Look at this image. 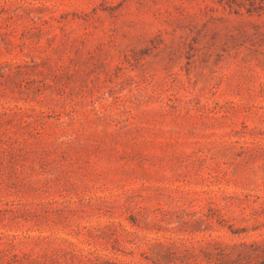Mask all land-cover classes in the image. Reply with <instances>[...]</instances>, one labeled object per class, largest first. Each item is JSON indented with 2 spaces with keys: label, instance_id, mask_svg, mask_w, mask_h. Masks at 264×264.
<instances>
[{
  "label": "rangeland",
  "instance_id": "1",
  "mask_svg": "<svg viewBox=\"0 0 264 264\" xmlns=\"http://www.w3.org/2000/svg\"><path fill=\"white\" fill-rule=\"evenodd\" d=\"M0 264H264V0H0Z\"/></svg>",
  "mask_w": 264,
  "mask_h": 264
}]
</instances>
